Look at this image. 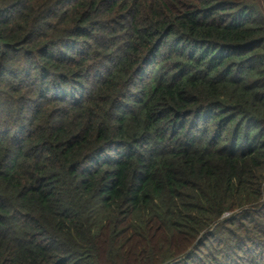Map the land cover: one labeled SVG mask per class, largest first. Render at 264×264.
<instances>
[{
	"label": "trees",
	"instance_id": "obj_1",
	"mask_svg": "<svg viewBox=\"0 0 264 264\" xmlns=\"http://www.w3.org/2000/svg\"><path fill=\"white\" fill-rule=\"evenodd\" d=\"M0 264H264V0H0Z\"/></svg>",
	"mask_w": 264,
	"mask_h": 264
}]
</instances>
